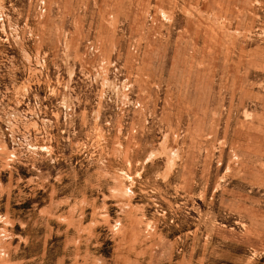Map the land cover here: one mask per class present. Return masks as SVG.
I'll return each mask as SVG.
<instances>
[{"label":"rangeland","instance_id":"obj_1","mask_svg":"<svg viewBox=\"0 0 264 264\" xmlns=\"http://www.w3.org/2000/svg\"><path fill=\"white\" fill-rule=\"evenodd\" d=\"M0 264H264V0H0Z\"/></svg>","mask_w":264,"mask_h":264}]
</instances>
